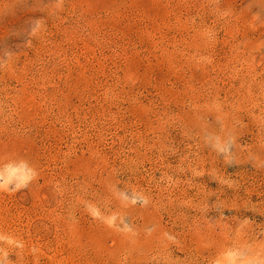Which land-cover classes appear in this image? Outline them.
Masks as SVG:
<instances>
[{"label":"rangeland","instance_id":"obj_1","mask_svg":"<svg viewBox=\"0 0 264 264\" xmlns=\"http://www.w3.org/2000/svg\"><path fill=\"white\" fill-rule=\"evenodd\" d=\"M264 264V0H0V264Z\"/></svg>","mask_w":264,"mask_h":264},{"label":"bare ground","instance_id":"obj_2","mask_svg":"<svg viewBox=\"0 0 264 264\" xmlns=\"http://www.w3.org/2000/svg\"><path fill=\"white\" fill-rule=\"evenodd\" d=\"M250 264V263H249Z\"/></svg>","mask_w":264,"mask_h":264}]
</instances>
